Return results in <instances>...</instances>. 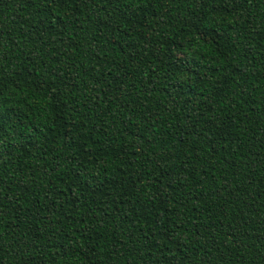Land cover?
<instances>
[{"label": "trees", "instance_id": "16d2710c", "mask_svg": "<svg viewBox=\"0 0 264 264\" xmlns=\"http://www.w3.org/2000/svg\"><path fill=\"white\" fill-rule=\"evenodd\" d=\"M0 264H264V0H0Z\"/></svg>", "mask_w": 264, "mask_h": 264}]
</instances>
